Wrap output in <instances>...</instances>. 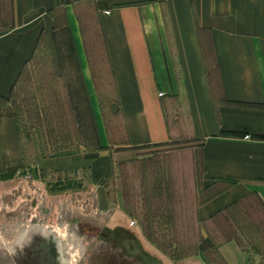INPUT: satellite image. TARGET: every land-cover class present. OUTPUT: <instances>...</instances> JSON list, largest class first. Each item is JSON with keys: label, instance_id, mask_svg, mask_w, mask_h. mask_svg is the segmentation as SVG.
Segmentation results:
<instances>
[{"label": "crops", "instance_id": "0c3cea01", "mask_svg": "<svg viewBox=\"0 0 264 264\" xmlns=\"http://www.w3.org/2000/svg\"><path fill=\"white\" fill-rule=\"evenodd\" d=\"M43 50L53 77L71 83L62 97L83 102L103 174L158 148L196 150L177 156L193 163L201 248L213 245L222 264H255L233 234L217 239L210 227L236 225L230 211L249 196L264 211V0H0L2 177L26 165L10 94L25 67L45 65ZM96 65L111 81L121 140L100 110ZM77 154L27 165L73 171Z\"/></svg>", "mask_w": 264, "mask_h": 264}, {"label": "rangeland", "instance_id": "374dc122", "mask_svg": "<svg viewBox=\"0 0 264 264\" xmlns=\"http://www.w3.org/2000/svg\"><path fill=\"white\" fill-rule=\"evenodd\" d=\"M92 53L100 60L99 50ZM38 58L45 65L25 67L10 94L26 165L0 175V264H222L213 245L202 249L198 242L193 163L177 156L197 151L158 148L115 161L103 174L82 100L62 97L71 83L53 77L45 50ZM92 72L110 139L121 140L107 71L96 65ZM69 152L78 153L73 171L38 174L27 165ZM230 213L236 225L214 220L212 236L233 234L255 264H264V211L249 196Z\"/></svg>", "mask_w": 264, "mask_h": 264}]
</instances>
